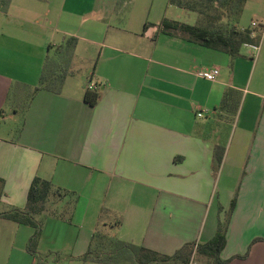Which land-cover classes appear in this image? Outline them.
<instances>
[{
    "label": "crops",
    "instance_id": "0c3cea01",
    "mask_svg": "<svg viewBox=\"0 0 264 264\" xmlns=\"http://www.w3.org/2000/svg\"><path fill=\"white\" fill-rule=\"evenodd\" d=\"M243 16L259 52L241 47L232 59L164 30L202 25L170 0H11L0 9V213L25 207L34 177L77 198L66 235L76 233L59 248L66 254L42 264H101L76 260L99 228L172 255L210 241L218 223L219 258L246 255L225 264H264V0H245ZM69 38L76 45L64 65L77 69L58 93L34 91L46 58ZM212 68L214 81L197 76ZM89 81L100 94L94 106L83 100ZM226 89L239 93L238 105L220 111ZM48 216L54 230L65 225ZM29 228L0 218V264H35Z\"/></svg>",
    "mask_w": 264,
    "mask_h": 264
},
{
    "label": "trees",
    "instance_id": "16d2710c",
    "mask_svg": "<svg viewBox=\"0 0 264 264\" xmlns=\"http://www.w3.org/2000/svg\"><path fill=\"white\" fill-rule=\"evenodd\" d=\"M11 0H0V9L6 10ZM170 3L181 8L195 11L204 25L195 26L171 22L170 26L163 25L166 29H179L186 33L193 42L201 44L212 49H219L226 52L232 59L239 56L240 49L244 43H256L258 35L253 36L251 29H240L237 27L239 16L243 10L245 0H170ZM211 8L215 11L214 15L205 13V10ZM76 45L75 38H69L63 46L55 49L52 57H47L41 73L39 84L34 89L49 90L55 93L60 91L65 76L67 75V66L64 65L65 59L72 55ZM100 94L96 89H86L83 100L90 106H94L99 100ZM239 101V93L233 89H226L223 93L218 109L226 111L236 108ZM223 148L216 147L213 153V164L217 171L222 158ZM3 180L0 179V199L2 196ZM50 198L61 201L66 199L61 211L48 212L46 203ZM76 196L68 191L54 187L53 184L40 177H34L28 193L26 205L23 209L12 208L6 212L0 213V218L11 220L17 224L32 227V235L28 239L26 250L37 260V244L41 235V226L36 217L41 215H54L70 221ZM234 201L230 206L232 211ZM227 220V218H226ZM225 224L218 223L215 236L204 244L187 243L178 249L172 255L160 254L152 249L138 246L132 243L123 242L113 237H109L102 231H95L92 235L89 247L86 252L77 257L81 262H93L101 264H189L194 250L199 254L208 257L213 264H225L235 258L244 256H235L227 261H222L219 254L225 242ZM261 239H255L256 242ZM46 259H41L38 264H42Z\"/></svg>",
    "mask_w": 264,
    "mask_h": 264
},
{
    "label": "rangeland",
    "instance_id": "374dc122",
    "mask_svg": "<svg viewBox=\"0 0 264 264\" xmlns=\"http://www.w3.org/2000/svg\"><path fill=\"white\" fill-rule=\"evenodd\" d=\"M205 13L209 14V15H214L215 14V11L211 8H208L205 10ZM205 24V21L203 22L202 20V25ZM250 25V19L248 16H243L241 19L238 20V27L240 29H244V28H247L248 26ZM80 68V67H78ZM74 69H77V68H74ZM74 69H70V70H67V72L69 73H72ZM68 74V73H67ZM13 103V100L12 99H9L8 101V104H7V107H10ZM19 105H16V106H20L23 107L24 104H26V100H24V98L18 102ZM18 121L16 120H13V121H8L6 122L5 124V127L9 128V129H12L11 132H7V134H9L12 138L15 136V131L17 129V126H18ZM64 204L62 203H59V200H56L55 198H50L48 200V202L46 203V207L48 208V212H52L56 209V211H61L62 208H63ZM91 214V212H89V215ZM57 217H59L57 215ZM60 219L64 220L65 222V225L61 223L60 225H64V226H61L64 227L65 230L63 229H58V230H54L52 228V226H50L51 224V218H49L48 215H41V216H37L36 219L37 221H39L40 223V226H41V234H42V229H45L43 234H44V237H43V240L41 242V245L39 246V248H36V251H37V255H38V258L37 260L35 259V264H38L39 261L41 259H46V260H52L55 258V256H63L62 254H66V251H60L59 248H62L66 242V238H67V235L68 233H71L72 235H74L76 233V230L75 228L73 227H70L69 228V232L67 233L66 235V229H68V220L66 219L67 216H65L64 218H61L59 217ZM47 219V220H46ZM50 219V220H49ZM103 220L104 221H108L110 220L109 217H107L106 215L104 216L103 215ZM45 222H48L46 227L44 228L45 226ZM29 230H31L32 232L34 231V229L32 227L29 228ZM97 231H102V233H106L104 230H102L101 228L97 229ZM115 235V233H114ZM40 238H41V235H40ZM39 238V240H40ZM39 242V241H38ZM58 251H60L58 253ZM61 252H64V253H61ZM189 264H213L212 263V260L208 257H205L201 254H199L198 252H196V250L193 251L192 255H191V259H190V263Z\"/></svg>",
    "mask_w": 264,
    "mask_h": 264
},
{
    "label": "built area",
    "instance_id": "2783aa9c",
    "mask_svg": "<svg viewBox=\"0 0 264 264\" xmlns=\"http://www.w3.org/2000/svg\"><path fill=\"white\" fill-rule=\"evenodd\" d=\"M253 26H256L257 23H253ZM243 48H245L247 51H249V56L250 57H255L257 53L259 52V46L254 43H244L242 45ZM218 75V69H201L197 72V76L208 80V81H214ZM87 89H95V84L92 83L91 81L88 82L87 84ZM197 117H202V113H197Z\"/></svg>",
    "mask_w": 264,
    "mask_h": 264
}]
</instances>
